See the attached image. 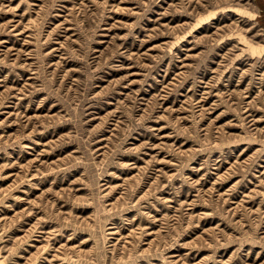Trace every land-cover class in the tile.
Listing matches in <instances>:
<instances>
[{"label": "rangeland", "instance_id": "obj_1", "mask_svg": "<svg viewBox=\"0 0 264 264\" xmlns=\"http://www.w3.org/2000/svg\"><path fill=\"white\" fill-rule=\"evenodd\" d=\"M0 264H264V0H0Z\"/></svg>", "mask_w": 264, "mask_h": 264}]
</instances>
